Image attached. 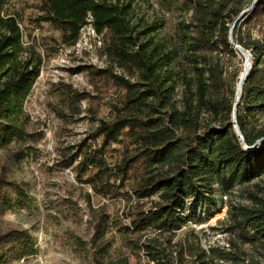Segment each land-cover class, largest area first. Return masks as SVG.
<instances>
[{
    "label": "trees",
    "instance_id": "obj_1",
    "mask_svg": "<svg viewBox=\"0 0 264 264\" xmlns=\"http://www.w3.org/2000/svg\"><path fill=\"white\" fill-rule=\"evenodd\" d=\"M33 1L39 14L32 22L59 32L58 46H74L82 28L92 25L108 65L77 70H87L96 89L116 94L106 103L105 117L90 110L95 126L66 158L76 180L95 195L136 204L125 214L127 224L101 216L92 240L96 264H127L108 259L113 228L123 234H172L191 222L211 219L236 189L249 204L230 206L226 231H237L242 243L264 252V141L247 150L239 140L232 112L240 78L228 71L241 56L229 42L230 24L253 0L248 6L246 0H185L182 7L189 15L179 20L174 38L165 41L159 38V24L134 23L131 2ZM11 3L0 0V152L37 139L26 129L25 104L43 65L40 54H27ZM233 41L255 58L237 112L244 140L252 146L264 138V0L237 23ZM61 95L69 116L81 115L80 103L89 95L71 86ZM22 153L16 150L14 156ZM31 205L28 190L1 173L0 218ZM155 242L138 247L145 248L154 264H177L173 253ZM195 250L194 245L180 247L179 261ZM37 254L36 240L28 231L0 236V264ZM195 256L192 264H264L217 248Z\"/></svg>",
    "mask_w": 264,
    "mask_h": 264
},
{
    "label": "rangeland",
    "instance_id": "obj_2",
    "mask_svg": "<svg viewBox=\"0 0 264 264\" xmlns=\"http://www.w3.org/2000/svg\"><path fill=\"white\" fill-rule=\"evenodd\" d=\"M11 1L10 10L22 28L27 54L31 50L40 54L43 65L33 93L25 104L26 129L37 139L0 152V174L6 173L10 180L23 185L32 205L1 217L0 236L15 230L28 231L35 238L38 254L14 264H96L97 248L92 240L101 216L107 214L127 224L125 214L136 206L135 203L125 204L95 195L90 186L76 180L71 167H66L72 146L84 139L95 126L90 110L99 117H105L106 103L116 96L114 90L107 93L104 89H96L87 70H77L80 66L107 67L102 39L85 29L75 46H58L59 32L48 24L38 27L32 22L39 14V5L35 1ZM120 1L132 3L135 24L142 27L159 24V38L164 41L174 38L179 20L189 15L182 7L185 0ZM250 1L246 0L245 6ZM243 18L237 20L235 26ZM234 22L230 24L229 31ZM54 48H58L56 52H53ZM249 53L254 58L252 52ZM245 64L246 58L241 54L230 63L228 71L237 72L241 78ZM66 86L89 95L80 103L82 113L79 116H69L71 112L62 102L61 93ZM16 150H21L22 156H14ZM225 200V207L216 211L211 219L203 223L191 222L172 234H123L113 228L108 235L112 241L108 259L124 260L127 264H154L146 255L145 248L138 246L155 239V244L173 253L177 264H192L195 252L211 248L244 253L246 259L263 262L264 252L260 248L242 243L237 231H226L231 224L230 206L249 204L244 192L236 189ZM147 206L151 207L149 202ZM189 245L196 247L195 252L191 255L186 253L185 259L179 261L178 250Z\"/></svg>",
    "mask_w": 264,
    "mask_h": 264
},
{
    "label": "water",
    "instance_id": "obj_3",
    "mask_svg": "<svg viewBox=\"0 0 264 264\" xmlns=\"http://www.w3.org/2000/svg\"><path fill=\"white\" fill-rule=\"evenodd\" d=\"M259 2V0H253V2L251 3L250 7L246 10V11H243L238 17L237 19L235 20L231 30L229 31V42L230 44H232L234 46V48L240 52L245 58H246V64L244 66V72L240 78V81L237 85V90H236V98H235V103H234V106H233V112H232V123L234 125V129H235V132L239 138V140L241 141L243 147L247 150H252V149H256L258 148L262 142L264 141V138L258 140L254 145L252 146H249L247 145V143L245 142L244 140V136L239 128V125H238V121H237V112H238V106H239V103H240V100H241V95H242V92H243V86L248 78V75H249V72L250 70L252 69L253 67V64H254V60L255 58L252 57V55L249 53L248 50L244 49L243 47L239 46V45H236L233 41V29H234V26L237 22V20L241 19L243 16L245 17V15L250 12L251 10L254 9L255 5Z\"/></svg>",
    "mask_w": 264,
    "mask_h": 264
},
{
    "label": "bare ground",
    "instance_id": "obj_4",
    "mask_svg": "<svg viewBox=\"0 0 264 264\" xmlns=\"http://www.w3.org/2000/svg\"><path fill=\"white\" fill-rule=\"evenodd\" d=\"M85 29L91 30L93 34H96L91 24H88L87 26L83 27L81 31H83V30H85ZM96 36H97V35H96ZM77 43H78V42H77ZM77 43H76V44H77ZM76 44H75V45H76ZM75 45H74V46H75ZM72 47H73V46H72Z\"/></svg>",
    "mask_w": 264,
    "mask_h": 264
},
{
    "label": "built area",
    "instance_id": "obj_5",
    "mask_svg": "<svg viewBox=\"0 0 264 264\" xmlns=\"http://www.w3.org/2000/svg\"><path fill=\"white\" fill-rule=\"evenodd\" d=\"M94 29V28H93Z\"/></svg>",
    "mask_w": 264,
    "mask_h": 264
}]
</instances>
